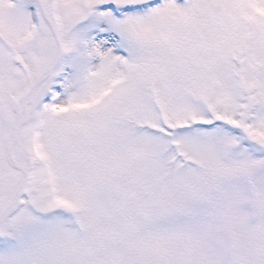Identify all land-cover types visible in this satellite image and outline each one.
<instances>
[{
    "label": "snow or ice",
    "instance_id": "obj_1",
    "mask_svg": "<svg viewBox=\"0 0 264 264\" xmlns=\"http://www.w3.org/2000/svg\"><path fill=\"white\" fill-rule=\"evenodd\" d=\"M0 264H264V0H0Z\"/></svg>",
    "mask_w": 264,
    "mask_h": 264
}]
</instances>
